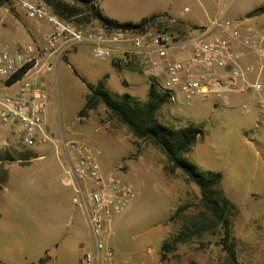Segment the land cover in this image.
<instances>
[{
	"label": "rangeland",
	"instance_id": "obj_1",
	"mask_svg": "<svg viewBox=\"0 0 264 264\" xmlns=\"http://www.w3.org/2000/svg\"><path fill=\"white\" fill-rule=\"evenodd\" d=\"M100 2L107 17L123 23L159 15L175 17L177 24L170 34L180 38L195 27L187 20L207 26L210 13L246 25H264V13L251 15L264 6V0ZM43 32V23L27 19L12 1L0 0V48H38ZM117 58L113 53L95 59L90 47L80 44L62 57L42 56L29 63L38 60L31 72L43 83L45 126L54 139L25 148L16 129L0 124V264H80V254L93 252L90 229L74 200L72 185L65 182L66 158L54 146L60 134L98 150L101 169L114 172L134 188V202L119 215L116 243H111L113 234L108 241L114 253L119 251V264H264V108L252 101L259 95L241 92L240 80L237 88L219 91L218 98L197 96L191 104L176 92V100L156 112L157 119L169 127L193 124L202 129L183 157L197 171L221 175L220 194L215 196L233 204L226 207L229 234L225 237L223 226L216 224L202 202L199 188L181 170L165 171L167 161L160 150L135 139L102 105L79 117L87 84L102 81L112 95L146 98L148 78L131 61L127 68L124 58L115 67L112 61ZM248 99L250 110L241 112L238 105ZM223 243L232 247L235 261ZM53 247L59 251L55 260L46 253Z\"/></svg>",
	"mask_w": 264,
	"mask_h": 264
},
{
	"label": "built area",
	"instance_id": "obj_2",
	"mask_svg": "<svg viewBox=\"0 0 264 264\" xmlns=\"http://www.w3.org/2000/svg\"><path fill=\"white\" fill-rule=\"evenodd\" d=\"M10 1L27 19L45 25L38 48H0V87L6 90L0 94V124L16 129L25 148L54 139L45 126L47 99L43 83L31 72L38 60L29 63L42 56L62 57L80 44H87L95 59L104 60L113 53L129 59L148 78V85L167 92L173 101L176 92L189 104L197 96L218 98L221 87L233 90L241 80L244 84L240 91L251 90L259 95L252 101L264 108V25H246L243 20L232 21L222 14L207 26L192 27L187 32L190 35L180 38L168 33L177 24V19L169 15L154 16L142 29L97 23L79 26L58 17L44 0ZM246 56L251 60L243 63ZM27 65L25 72L14 79ZM238 106L241 112H248L249 99ZM54 141L67 161L65 182L72 185L74 200L93 239V252L84 253L81 264H117L108 241L116 219L134 202L133 186L114 172L101 169L98 150L81 141L61 137Z\"/></svg>",
	"mask_w": 264,
	"mask_h": 264
},
{
	"label": "trees",
	"instance_id": "obj_3",
	"mask_svg": "<svg viewBox=\"0 0 264 264\" xmlns=\"http://www.w3.org/2000/svg\"><path fill=\"white\" fill-rule=\"evenodd\" d=\"M44 1L51 11L61 19L70 20L71 17H75L74 23L79 26H86L90 21H94L107 27L142 29L154 17L143 18L136 23H121L104 17L98 7L94 5L95 0ZM261 13H264V6L254 9L251 15ZM168 31L172 33L170 29ZM27 68L28 65L13 78L21 76ZM170 100V95L167 92L162 91L153 84L148 85L146 98L139 99L128 93L112 95L103 82L99 81L96 84H87V93L83 108L79 111V117L87 111L102 105L112 117L127 128L135 139L142 140L160 150L167 161L165 171L171 174L174 169H179L189 182L194 183L199 188L202 202L216 219V224L223 226L224 236L227 237L229 234V220L226 217V207H231L233 204L225 197L217 198L215 196L220 194L218 187L221 182V175L212 171H197L196 167L183 157V154L191 151L197 137L202 135V129L193 124L179 128L169 127L156 117L159 107L170 102ZM4 151V154L9 157H7L8 159L15 161L12 153L7 152L8 150ZM7 158L5 157V159ZM223 246L231 260L235 261L232 247L227 243H223Z\"/></svg>",
	"mask_w": 264,
	"mask_h": 264
},
{
	"label": "crops",
	"instance_id": "obj_4",
	"mask_svg": "<svg viewBox=\"0 0 264 264\" xmlns=\"http://www.w3.org/2000/svg\"><path fill=\"white\" fill-rule=\"evenodd\" d=\"M208 1H210V2H212L213 0H208ZM100 0H96V6L98 7V9H99V11H100V13L104 16V17H106V18H108V19H111V18H109V17H107L105 14H104V12L101 10V8H100ZM212 18H214V16H213V14L211 15V13H210V16H208V21H210ZM141 19H143V18H141ZM140 19V20H141ZM180 20H182L181 18H179ZM112 20H114V19H112ZM139 20V21H140ZM115 21H117V20H115ZM190 20H187V23H190L191 25H193V26H196V25H203V26H205L203 23H200V22H196V21H192V22H189ZM117 22H119V21H117ZM136 22H138V21H136ZM136 22H132V23H136ZM121 23H123V22H121ZM45 26V25H44ZM191 29V27L189 28V29H187V32L189 31ZM44 33V32H43ZM186 34H191V33H186ZM121 59V57L119 56V58H117V59H115V60H113L112 61V63H113V65L115 66V67H120L121 66V63H120V60ZM125 59V62H124V64H125V66L127 67V68H129V66H127L128 65V62H130V60L129 59H126V58H124ZM251 60V57L250 56H246L245 57V59L243 60V63H246V62H248V61H250ZM117 64H116V63ZM132 62V61H131ZM132 64H133V62H132ZM134 65V64H133ZM130 69H136V68H132V67H130ZM2 91H6L5 89H3L2 87H0V94H3V92ZM59 137H61V138H63L64 139V137L60 134V136ZM67 140H72V139H67ZM39 146H41V145H39ZM39 146H37V147H39ZM55 148H56V151L57 152H59V151H61L60 149H59V146H58V144L57 143H55ZM83 213V212H82ZM84 215V214H83ZM85 218V217H84ZM119 219H120V217H118L117 219H116V221H115V223H114V227H113V237H112V239H111V243L113 244L114 242L116 243V240H117V238L114 236L115 235V233H116V230L119 228ZM85 222H86V220H85ZM86 225H87V223H86ZM88 226V225H87ZM114 245V244H113ZM82 250H83V248H82ZM46 253H48V255H49V257L52 259V260H55V259H57V257H58V254H59V251L57 250V248L56 247H53L52 249H48L47 248V250H46ZM87 253V252H86ZM114 255H115V263H117V264H119V251H116L115 250V253H114ZM82 256H83V253L82 254H80V257H79V261H80V264H81V259H82Z\"/></svg>",
	"mask_w": 264,
	"mask_h": 264
},
{
	"label": "water",
	"instance_id": "obj_5",
	"mask_svg": "<svg viewBox=\"0 0 264 264\" xmlns=\"http://www.w3.org/2000/svg\"><path fill=\"white\" fill-rule=\"evenodd\" d=\"M220 89L226 90V88H225V87H221Z\"/></svg>",
	"mask_w": 264,
	"mask_h": 264
}]
</instances>
